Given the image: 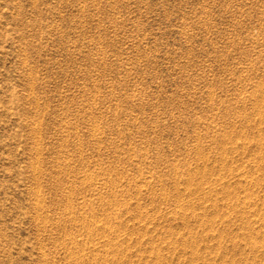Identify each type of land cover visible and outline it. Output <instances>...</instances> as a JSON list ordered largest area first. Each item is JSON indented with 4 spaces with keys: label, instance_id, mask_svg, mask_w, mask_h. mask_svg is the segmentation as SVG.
<instances>
[{
    "label": "rangeland",
    "instance_id": "obj_1",
    "mask_svg": "<svg viewBox=\"0 0 264 264\" xmlns=\"http://www.w3.org/2000/svg\"><path fill=\"white\" fill-rule=\"evenodd\" d=\"M0 264H264V0H0Z\"/></svg>",
    "mask_w": 264,
    "mask_h": 264
}]
</instances>
